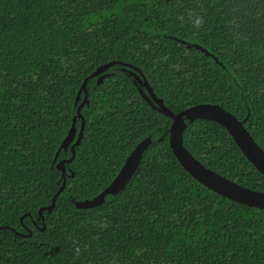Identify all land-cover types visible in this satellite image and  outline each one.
Returning <instances> with one entry per match:
<instances>
[{
	"label": "trees",
	"instance_id": "1",
	"mask_svg": "<svg viewBox=\"0 0 264 264\" xmlns=\"http://www.w3.org/2000/svg\"><path fill=\"white\" fill-rule=\"evenodd\" d=\"M112 59L140 68L174 112L210 102L247 116L264 149V0H0V225L31 230L0 228V264H264V209L184 169L169 145L172 118L120 64L101 83L87 81L83 136L66 163L73 175L43 222L40 208L62 183L57 162L71 156L70 147L55 153L84 99L76 102L78 91ZM148 135L153 143L120 193L94 208L74 205L103 190ZM183 139L207 167L264 191V174L219 123L196 119Z\"/></svg>",
	"mask_w": 264,
	"mask_h": 264
},
{
	"label": "water",
	"instance_id": "2",
	"mask_svg": "<svg viewBox=\"0 0 264 264\" xmlns=\"http://www.w3.org/2000/svg\"><path fill=\"white\" fill-rule=\"evenodd\" d=\"M177 40L183 45H186L188 48H195L198 51L204 52L208 56H212L216 62H219L222 65V62L219 61L218 57L200 43L186 39L177 38ZM116 64L122 65L121 70L125 72L128 77L132 78V81L141 96L154 110L172 118V123L168 129L169 145L175 157L184 169H186L201 184L216 193L239 203L264 209L263 190L246 187L229 179L223 174L216 172L212 168L207 167L189 151V149L185 146L183 139V133L188 123H191L196 119H208L215 121L227 129L247 159L262 174H264V149L257 143L252 134L246 128L244 121L247 119V116L243 119H239L221 105L210 102L196 103L178 112H174L165 104L163 97L158 96L154 92L147 76L140 68L132 63L124 62L119 59H112L99 65L92 73L85 77L78 91L76 102L79 101L82 92L85 93L84 99L78 105L77 113L74 116L72 126L55 153L56 158L62 149L66 151L70 147L71 156L68 158H62L57 162V167L61 170L62 183L54 194L52 203L48 206L40 208V215L43 222V211H51L55 207L58 195L66 186L67 176L73 175V171L70 172L68 170L66 163L70 162L74 158L75 147L80 143L83 136L86 121L81 113V110L85 104H89L87 81L92 77L98 76L97 83H101L105 77L111 75V72H108L107 69ZM77 118L82 119V123L78 131L76 127ZM157 140L162 141L163 136L159 137ZM152 143L153 139L151 135L144 137L131 150L115 177L103 190L89 199H75L73 201L74 205L79 209L94 208L104 203L107 195H116L120 193L137 171L145 150ZM25 215H28V213L21 217V221ZM4 227H9L16 235L27 236L31 234L30 229L28 233H22L21 231H18L8 225H0V228ZM44 227L45 223L41 228L44 229Z\"/></svg>",
	"mask_w": 264,
	"mask_h": 264
},
{
	"label": "clouds",
	"instance_id": "3",
	"mask_svg": "<svg viewBox=\"0 0 264 264\" xmlns=\"http://www.w3.org/2000/svg\"><path fill=\"white\" fill-rule=\"evenodd\" d=\"M196 23L199 24V23H200V20L198 19V20L196 21Z\"/></svg>",
	"mask_w": 264,
	"mask_h": 264
}]
</instances>
